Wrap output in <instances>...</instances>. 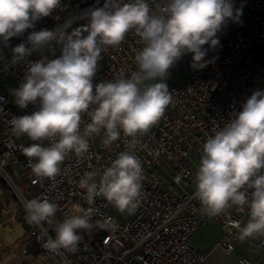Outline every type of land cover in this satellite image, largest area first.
<instances>
[{
  "label": "clouds",
  "instance_id": "clouds-1",
  "mask_svg": "<svg viewBox=\"0 0 264 264\" xmlns=\"http://www.w3.org/2000/svg\"><path fill=\"white\" fill-rule=\"evenodd\" d=\"M61 0H0V43L5 47L35 22L50 16ZM242 9L233 0H105L103 7L84 13L86 25L71 32L67 22L53 30L32 31L25 43L12 49V63L33 52L52 51L58 58L42 55L29 61L24 82L12 90L15 103L26 108L39 101V110L9 121L16 136L33 143L24 148L32 172L55 178L69 152L89 151V137L103 134L105 147L121 138L146 134L173 103L165 79L169 69L191 53V67L203 69L208 50L219 43L217 33L229 20L239 22ZM134 32L140 47L135 69L94 86L102 52L118 47ZM87 33L86 35H84ZM208 45L207 48L204 46ZM87 117L85 123L84 117ZM83 125V130H82ZM48 141L45 146L42 141ZM133 150L122 151L102 173L89 171L79 181L89 204L102 196L119 210H132L142 190V165ZM264 90L246 100L242 110L216 127L202 145L195 174V198L201 211L217 216L227 208H248V221L240 238L264 235ZM99 176V179H97ZM249 189H252L249 198ZM26 220L41 226L52 223L57 206L43 197L23 201ZM95 209L75 207L54 227V237L44 247L55 252L72 250L81 240L79 230L93 227Z\"/></svg>",
  "mask_w": 264,
  "mask_h": 264
},
{
  "label": "built area",
  "instance_id": "built-area-1",
  "mask_svg": "<svg viewBox=\"0 0 264 264\" xmlns=\"http://www.w3.org/2000/svg\"><path fill=\"white\" fill-rule=\"evenodd\" d=\"M104 3L105 0H61V6L50 16L10 38L7 47L0 43L4 49L0 78L9 76L18 89L29 61L42 55L58 58L61 51L60 46H55L52 51L33 52L13 64L12 49L25 43L32 31L53 30L67 22L71 32L86 25L84 13L103 7ZM233 5L242 9L239 22L229 20L217 33L220 43L208 50L205 59L209 63L203 69L191 67V53L183 56L188 68L186 85L168 86L173 103L146 134L135 138L134 150L129 147L132 138L123 133L108 147L102 143V133L94 134L88 138L89 151L83 155L69 152L55 178L38 177L24 155V148L33 141L16 136L9 121L39 110V101L20 108L12 93L0 90V215L11 210L13 226L26 231L17 245L21 260L29 264H208V255L196 248L192 239L199 227L212 222L223 229L224 236L216 247L225 255H236L239 246L244 245L258 257L238 256V264H261L264 235L240 238V228L249 219L247 205L243 210L232 206L220 215L208 216L202 213L194 195L203 143L214 128L222 127L242 110L254 91L264 90V0H233ZM139 47L137 35L130 32L120 46L102 52L93 77L94 86L123 71L130 75ZM83 119L88 122L86 116ZM42 143L48 145L46 140ZM127 150H133L142 165L137 206L121 211L102 196L89 204L86 190L79 187L80 179L89 171L102 173L120 152ZM248 191L250 198L253 190ZM36 197L57 206L52 223L35 226L27 222L23 201ZM77 206L95 209L91 217L93 227L79 230L81 240L74 249L49 251L44 245L54 237L55 224L74 214Z\"/></svg>",
  "mask_w": 264,
  "mask_h": 264
},
{
  "label": "rangeland",
  "instance_id": "rangeland-1",
  "mask_svg": "<svg viewBox=\"0 0 264 264\" xmlns=\"http://www.w3.org/2000/svg\"><path fill=\"white\" fill-rule=\"evenodd\" d=\"M3 47L0 46V59L3 56ZM169 74L165 79V83L168 86H177V87H184L188 80V68L184 62L183 57L177 61V63L171 67L169 70ZM17 89V85L13 79L9 76H3L0 78V90L5 92L12 93V90ZM64 161L61 163L60 167ZM2 204L0 206V212L2 208ZM11 224H13L11 222ZM0 230L2 234V226L0 225ZM224 232L221 226L217 223H206L205 225L199 227L197 235L194 237L192 244L196 247H200L205 250V252H209L213 249L216 242L223 236ZM207 250V251H206ZM239 251L243 255L253 256L252 252L248 250L246 246L241 245L239 247ZM1 252V251H0ZM210 261L209 264H233L229 257L223 255L220 249L211 251L210 253ZM10 260V264H29L20 259L17 255L12 257Z\"/></svg>",
  "mask_w": 264,
  "mask_h": 264
},
{
  "label": "water",
  "instance_id": "water-1",
  "mask_svg": "<svg viewBox=\"0 0 264 264\" xmlns=\"http://www.w3.org/2000/svg\"><path fill=\"white\" fill-rule=\"evenodd\" d=\"M11 215H0V224L3 227V236H1V250L9 251L11 246L16 245L20 239L26 235L25 229L19 226H13L10 223Z\"/></svg>",
  "mask_w": 264,
  "mask_h": 264
},
{
  "label": "bare ground",
  "instance_id": "bare-ground-1",
  "mask_svg": "<svg viewBox=\"0 0 264 264\" xmlns=\"http://www.w3.org/2000/svg\"><path fill=\"white\" fill-rule=\"evenodd\" d=\"M7 208H9V207H7ZM6 214H11V210L7 211ZM10 222L13 223V220L10 219ZM0 232H1V230H0ZM1 236H3V227H2V234L0 233V237ZM20 240H19V242H20ZM19 242L16 245L11 246L10 250L7 251V252L4 251V250H1V248H0V251H1L0 252V264H10V260L9 259H12V257L16 256V250H17V255H18V246L17 245L19 244ZM209 256H208V260H210ZM18 257H19V255H18Z\"/></svg>",
  "mask_w": 264,
  "mask_h": 264
},
{
  "label": "crops",
  "instance_id": "crops-1",
  "mask_svg": "<svg viewBox=\"0 0 264 264\" xmlns=\"http://www.w3.org/2000/svg\"><path fill=\"white\" fill-rule=\"evenodd\" d=\"M222 228V227H221ZM199 229V228H198ZM223 230V229H222ZM197 232H198V230H197ZM196 235H197V233H196ZM195 235V236H196ZM194 236V237H195ZM223 236H224V234H223ZM222 236V237H223ZM221 237V238H222ZM221 238L216 242V244L221 240ZM194 239V238H193ZM193 239H192V242H193ZM216 244L214 245V247H213V249L211 250V251H215V250H218L219 248H217L216 247ZM244 246V245H243ZM196 247V246H195ZM240 247V246H239ZM196 248H198L199 250H201L204 254H206V255H210V253H211V251H209V252H205V250L204 249H202V248H200V247H196ZM249 250V249H248ZM207 251V250H206ZM221 251V250H220ZM252 252V251H251ZM221 253L223 254V255H225L222 251H221ZM252 254H254L253 256H248V255H243V254H241L240 253V251H239V248H238V253L236 254V255H234V256H227V255H225V256H227V257H229L230 258V260L233 262V264H238V262H237V257L238 256H245V257H248V258H251V259H255V258H257L258 257V254L257 253H254V252H252ZM211 256V255H210ZM209 256V257H210ZM209 261L210 260H208V264H209ZM261 264H264V253L263 254H261Z\"/></svg>",
  "mask_w": 264,
  "mask_h": 264
}]
</instances>
